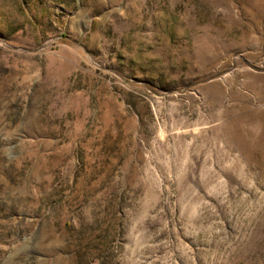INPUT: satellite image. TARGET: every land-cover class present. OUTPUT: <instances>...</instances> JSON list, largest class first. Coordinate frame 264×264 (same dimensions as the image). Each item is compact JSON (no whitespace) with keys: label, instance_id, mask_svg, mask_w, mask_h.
Here are the masks:
<instances>
[{"label":"rangeland","instance_id":"374dc122","mask_svg":"<svg viewBox=\"0 0 264 264\" xmlns=\"http://www.w3.org/2000/svg\"><path fill=\"white\" fill-rule=\"evenodd\" d=\"M0 264H264V0H0Z\"/></svg>","mask_w":264,"mask_h":264}]
</instances>
